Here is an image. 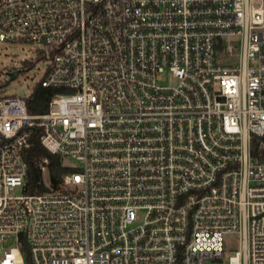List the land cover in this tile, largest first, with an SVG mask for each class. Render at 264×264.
<instances>
[{"label":"built area","instance_id":"1","mask_svg":"<svg viewBox=\"0 0 264 264\" xmlns=\"http://www.w3.org/2000/svg\"><path fill=\"white\" fill-rule=\"evenodd\" d=\"M0 41L55 90H0V264H264V0H0Z\"/></svg>","mask_w":264,"mask_h":264},{"label":"rangeland","instance_id":"2","mask_svg":"<svg viewBox=\"0 0 264 264\" xmlns=\"http://www.w3.org/2000/svg\"><path fill=\"white\" fill-rule=\"evenodd\" d=\"M34 43H12L0 41V90L7 95L30 96L36 84L40 83L46 73L48 62L37 57ZM19 70L18 77L10 80L9 71ZM13 239V238H11ZM13 240L3 244V249L11 246ZM227 250L226 258L221 261H207L205 264H228V256L234 253Z\"/></svg>","mask_w":264,"mask_h":264},{"label":"trees","instance_id":"3","mask_svg":"<svg viewBox=\"0 0 264 264\" xmlns=\"http://www.w3.org/2000/svg\"><path fill=\"white\" fill-rule=\"evenodd\" d=\"M55 92L53 88L43 87L41 82L36 84L31 95L27 98L28 109L31 114H42L48 111L49 101ZM40 132H37L31 141L26 152V160L29 163L30 184L32 189L40 186L43 175L38 163L45 157L50 159L49 172L50 179L54 184H59L62 180L66 168L62 165V158L58 154L50 153L41 143ZM28 259V256H27Z\"/></svg>","mask_w":264,"mask_h":264},{"label":"water","instance_id":"4","mask_svg":"<svg viewBox=\"0 0 264 264\" xmlns=\"http://www.w3.org/2000/svg\"><path fill=\"white\" fill-rule=\"evenodd\" d=\"M19 71L9 72L8 75L10 76V80H14L17 78Z\"/></svg>","mask_w":264,"mask_h":264}]
</instances>
